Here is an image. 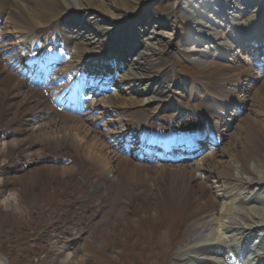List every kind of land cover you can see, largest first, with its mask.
<instances>
[{
	"label": "bare ground",
	"instance_id": "1",
	"mask_svg": "<svg viewBox=\"0 0 264 264\" xmlns=\"http://www.w3.org/2000/svg\"><path fill=\"white\" fill-rule=\"evenodd\" d=\"M163 1L0 0V212L28 220L36 214L30 200L42 183L79 175L92 192L72 185L76 193L69 201L79 208L68 219L92 214L94 220L80 222V230L100 235L97 250L108 251L111 263L134 250L128 238L133 231L157 229L160 235L162 223L171 219L164 212L167 202H184L198 219L192 239L171 248L177 264H264V0L175 1L164 21L155 11ZM176 13L185 15L182 26ZM35 40L38 52L63 63L69 52L70 61L58 73H84L76 77L83 90L88 76L107 71V84L95 80L87 92L101 97L116 87V94L94 100L87 94L85 113L73 111L71 103L55 104L44 87H30L3 60L6 51ZM176 40L182 44L178 50ZM163 58L195 64L214 73L217 83L206 84V93L196 97H207L213 106L204 112L215 124L210 150L203 142L204 152L182 164L152 165L142 161L143 151L137 162L123 155L124 147L116 143L117 151L107 142L135 141L137 136L125 134L146 119L139 107L152 108L148 118L169 95L192 97L191 80H180L183 87L174 91L175 69ZM152 78L161 82L154 85ZM100 120L105 124L96 127ZM218 138L221 145L212 148ZM136 140L135 146L147 148L148 141ZM174 140L165 146L174 148ZM172 221L175 228L177 218ZM69 242L54 243L56 262L86 264L87 257L71 252ZM112 243H122L127 252ZM0 264H8L1 251Z\"/></svg>",
	"mask_w": 264,
	"mask_h": 264
},
{
	"label": "rangeland",
	"instance_id": "2",
	"mask_svg": "<svg viewBox=\"0 0 264 264\" xmlns=\"http://www.w3.org/2000/svg\"><path fill=\"white\" fill-rule=\"evenodd\" d=\"M175 1L184 4V0H165L163 3L159 2L160 9L156 7L155 11H159V15L163 16V21L166 19L169 11H171L172 3H175ZM176 16L182 26L185 15L176 13ZM261 20L264 21V18ZM130 24L131 21L128 22L127 27ZM176 42L178 44L174 43L173 47L178 50V48L182 47V44L178 40ZM163 60L167 59L163 58ZM168 62L173 64L175 69L173 76L176 75L177 77L173 88L176 87L175 89H178V87H183L179 82L180 80H191L193 85H195V91L191 95L192 97H188L185 92L184 97L180 99L182 104L179 108H175L177 101L175 99L170 101L169 98L156 111V117H158L159 121L174 123L176 119L182 116L177 114L178 112L189 114L195 119L197 118L195 114H199V112H210L212 105L208 104L207 97L202 102H196V97H202L206 93L203 89L204 86L209 85L210 87L217 88L214 73L203 70L195 64H189L180 58L171 59ZM152 82L155 85L161 81L156 78ZM197 82L201 83V85H198ZM187 83L190 84V82ZM195 94L196 96H194ZM133 96L136 99H141V95L133 94ZM138 109L143 115H152L151 107H139ZM203 115L201 117H204ZM61 165L64 166V164ZM65 165L68 166L69 164ZM14 168V166L11 167L10 171L16 172ZM84 181L86 180H82L78 175L68 178L66 182L42 183L38 196L34 200H30V203L35 204L36 214L34 213V217H32L27 213L28 220L25 218L18 219L12 213L0 212V251L8 260V264H58L54 259V243L60 244L64 239L70 240L77 233H81L82 239L76 240L74 243L70 240V251L75 252L77 255L86 256V264H177L176 251L172 252L171 248L175 244L180 249L183 243L192 239L193 231L191 225L195 219H198L192 213L193 207L191 205L187 206L184 202L174 204L167 202L164 212L171 219L168 220V223H162L161 227L163 229H161L160 235H157L155 231L153 233L147 231V234L145 232L133 231L132 236L129 234L128 238L129 241L134 243V250L129 252L128 255L123 256L119 262L111 263L108 258V251L106 253L97 250V248L99 249L98 242L102 239L100 235H96L92 230L87 229L78 231V228L80 229L83 223L91 222L92 219L94 220V218H91L92 215L90 213H78L79 217L76 220L68 219L69 214L79 208L78 202L69 201L71 195L76 193L72 185L75 183L79 184L87 192V195L92 192L88 183L89 181H86L85 184ZM173 217L177 218L175 228H172L171 224ZM80 222H82L81 225ZM151 237L154 238V241H151ZM119 244L112 243L111 246H116L117 251L119 250L118 252H127L125 249L128 248L124 247L122 243ZM106 245L110 247L109 243ZM154 247H158L155 249L156 251L153 249ZM176 247L174 246V250H178ZM47 260H49V263Z\"/></svg>",
	"mask_w": 264,
	"mask_h": 264
}]
</instances>
